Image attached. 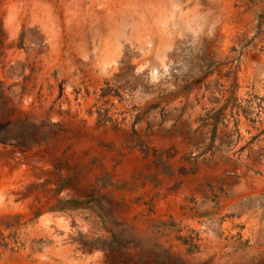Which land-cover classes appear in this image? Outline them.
I'll use <instances>...</instances> for the list:
<instances>
[{
  "label": "rangeland",
  "instance_id": "rangeland-1",
  "mask_svg": "<svg viewBox=\"0 0 264 264\" xmlns=\"http://www.w3.org/2000/svg\"><path fill=\"white\" fill-rule=\"evenodd\" d=\"M0 264H264V0H0Z\"/></svg>",
  "mask_w": 264,
  "mask_h": 264
}]
</instances>
